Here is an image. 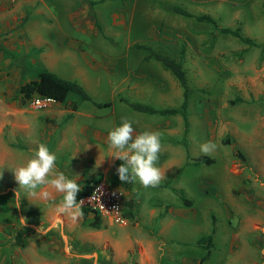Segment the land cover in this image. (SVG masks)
<instances>
[{
	"label": "rangeland",
	"instance_id": "obj_1",
	"mask_svg": "<svg viewBox=\"0 0 264 264\" xmlns=\"http://www.w3.org/2000/svg\"><path fill=\"white\" fill-rule=\"evenodd\" d=\"M6 1L0 0L1 10ZM53 3L75 7L84 28L30 24L24 32L32 18L26 14L0 33V264H264V0H137L134 10L121 0ZM167 5L209 15L217 27L260 46ZM50 13H56L53 4L45 17ZM32 35L46 40L40 38V47L20 40L35 41ZM135 45L181 61L192 88L185 120L128 106L178 108L182 101L176 78ZM40 70L77 81L90 101L69 94L64 103L37 109L22 101L18 85ZM122 118L132 121L136 134L161 133L156 166L164 164L167 175L158 186L119 180L115 169L123 161L111 157L107 134ZM209 141L216 144L206 155L212 161L194 163ZM40 143L56 155L55 171L78 184L95 171L92 176L121 190L129 211L123 220L109 224L101 217L93 228L91 213L60 212L62 195L49 185L35 195L21 190L16 208L12 169L25 165ZM207 234L205 250L196 240Z\"/></svg>",
	"mask_w": 264,
	"mask_h": 264
},
{
	"label": "clouds",
	"instance_id": "obj_2",
	"mask_svg": "<svg viewBox=\"0 0 264 264\" xmlns=\"http://www.w3.org/2000/svg\"><path fill=\"white\" fill-rule=\"evenodd\" d=\"M107 143L112 150L111 157L123 161L116 169L121 183H139L144 188L159 185L163 179L156 166L162 148L161 133L145 130L136 134L132 121L122 118L120 125L109 130ZM215 149L216 144L211 141L200 145V150L205 155L211 154ZM56 159V155L45 144L40 143L25 165L12 169L19 185L14 196L16 208L21 207V190L27 195H35L38 187L49 185L62 195L60 212L71 214L76 211L79 214L83 204V201L77 200L80 186L63 172L55 171ZM44 195L46 197L48 194ZM26 222L27 218L21 217L24 226Z\"/></svg>",
	"mask_w": 264,
	"mask_h": 264
},
{
	"label": "trees",
	"instance_id": "obj_3",
	"mask_svg": "<svg viewBox=\"0 0 264 264\" xmlns=\"http://www.w3.org/2000/svg\"><path fill=\"white\" fill-rule=\"evenodd\" d=\"M166 8L174 13H178L181 15H184L186 17H191L197 22H202L211 25L212 27L218 28L219 32L224 34H229L232 36H235L240 41L247 45H257L260 46V44H255L253 41H251L247 37H242L239 35L237 30H231L226 27H217L215 21L213 18H211L209 15L206 14H192L188 11H186L183 8H180L175 5H167ZM137 48H141L147 52L145 55V58H154L155 60L159 61L166 69L170 71V73L176 78L178 81L181 89H182V101L180 103V106L178 108H154L152 106L138 103V102H128V106L139 112L149 113V114H160V115H174L179 113L183 119L185 120V109L187 105L188 96L192 92V88H190L187 85L186 77L184 74V71L181 67V61H174L162 54L156 53L146 47L135 45ZM184 48L180 49V58L182 59ZM17 93L19 98H21L22 101H29L30 98L33 96H41L44 98H50L55 102L58 103H64L67 96L69 94H73L78 98L79 101L81 100H89V96L86 94L85 90L82 88V86L75 80H66L62 79L58 76H56L54 73L48 71V70H40L37 71L35 76L30 78L27 81L21 82L18 85ZM21 101V103H22ZM95 106L101 107V106H108L110 102H92ZM71 110H76L77 105L73 104L70 106ZM194 163H210L212 159L206 155H198L193 159ZM117 169V167H116ZM115 169V170H116ZM117 173V172H116ZM118 176V174H117ZM100 180L99 175L90 176L86 178L82 183L79 184L81 191L77 195V200H79L82 196L87 195L92 185ZM125 186H129L130 183H123ZM62 200V196L60 198V201ZM186 203H189L186 201ZM81 216L85 217L86 214L91 213L93 216V220L90 221V224L93 226V228H99V220L100 216L85 207H81ZM129 211H122V216H125ZM196 244L202 246L205 250L208 249V247L211 245V234L207 235H201L197 240ZM207 257V253L203 255L200 260H204Z\"/></svg>",
	"mask_w": 264,
	"mask_h": 264
},
{
	"label": "crops",
	"instance_id": "obj_4",
	"mask_svg": "<svg viewBox=\"0 0 264 264\" xmlns=\"http://www.w3.org/2000/svg\"><path fill=\"white\" fill-rule=\"evenodd\" d=\"M53 1L54 0H9V2L6 1L7 5H9L8 8H4L3 10L0 9V33H3L2 31L4 30L5 31L10 30L12 27L15 26L16 23L21 24V16L24 17L26 14L31 15L32 18L31 20L26 19L24 21V23H29L27 25H24V27L20 29L21 31H24V32H26L27 26H30V24L32 26L44 27L45 24L50 26L52 23H55L56 28L58 30L61 26L66 27L67 30H71L72 28H76V30H81L84 28V25H86V23L83 22V20L78 19L77 17L78 11L76 10L75 7L70 6L68 8H60V7H57L53 3ZM121 1L125 4L127 2L130 5V7L133 8L132 10H134L135 3L137 2V0H121ZM161 1L163 2L164 0H161ZM51 4L54 5V9L56 13H53V14L50 13L48 14L49 15L48 17H45V12L48 11V5H51ZM20 6H23V7H20ZM117 13L119 12H115V14L112 15V17L116 15V17L118 18L119 14ZM128 15L131 16L132 14L129 13ZM122 17H123V14H122ZM128 21H130V19ZM39 22H40V25H38ZM116 23H118V21H116ZM32 38L36 40L33 41L32 39L25 38V37H23V39H20V40L27 41V42L30 41V45L33 43V45L36 47H40V42H38L40 41V38L42 39V42L46 40L45 37H40L39 35H37V37L35 35H32ZM8 42L9 41L6 42L7 45H8ZM149 76H151V74H149ZM132 86L142 88V86L136 85L135 83L132 84ZM158 168L160 169L162 176L167 175L165 174L167 169L164 167V164L159 166ZM94 172L95 171H91V173H89L90 175L86 176L85 178L92 176Z\"/></svg>",
	"mask_w": 264,
	"mask_h": 264
},
{
	"label": "built area",
	"instance_id": "obj_5",
	"mask_svg": "<svg viewBox=\"0 0 264 264\" xmlns=\"http://www.w3.org/2000/svg\"><path fill=\"white\" fill-rule=\"evenodd\" d=\"M49 101L53 100L34 96L30 99V105L35 109L42 108ZM78 201H83L81 207L96 212L100 217L105 218L109 224H116L123 220L122 211L125 202L123 192L108 186L102 179L95 182L90 192Z\"/></svg>",
	"mask_w": 264,
	"mask_h": 264
}]
</instances>
